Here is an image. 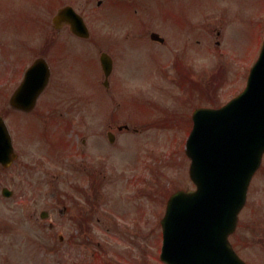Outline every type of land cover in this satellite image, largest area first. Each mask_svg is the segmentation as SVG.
I'll list each match as a JSON object with an SVG mask.
<instances>
[{
	"label": "rangeland",
	"instance_id": "374dc122",
	"mask_svg": "<svg viewBox=\"0 0 264 264\" xmlns=\"http://www.w3.org/2000/svg\"><path fill=\"white\" fill-rule=\"evenodd\" d=\"M179 2L211 13L216 27L223 26L219 29L220 34L209 37L208 44L207 39L205 42L201 40L200 35L204 33L195 31L183 45L178 32L172 39L170 35L162 34L164 46L155 48L153 46L156 45L150 44L148 34L140 32L136 25L131 40L138 35L140 43L147 42L153 46H148L151 51L137 46L132 48L131 59L128 57L118 67L125 72L112 78L113 95L97 83L98 75L91 68L84 76L70 75L63 79L64 85L92 93V102L99 108L98 113L79 110L81 120L78 119L65 131L68 146L60 151L53 150L58 149L57 146L46 149L40 140L39 154L34 156L38 155L39 159V182L28 172L23 176L22 181L26 183L23 185H4L6 183L0 181V264H66V253L71 251V247L96 245L113 249H118L113 246L131 248L136 251L132 254L138 262H141L138 253L143 260L144 252L148 258L152 257V261L155 260L161 244L158 226L161 202H166L178 189L194 187L188 175L190 161L185 155L189 126L177 121H184L193 108L180 103V99L177 102L181 95H186L188 101L191 94L179 88L178 76L170 71L171 61L167 64L166 69L170 72L164 75L166 77L154 74L151 78L152 71L160 73L161 61L165 64L180 48L191 54L184 59L195 69H192L195 74L187 77L188 84L195 80L204 95L211 93L215 102L222 104L244 86L264 39V0ZM177 6H174V12ZM132 15L135 16L134 13ZM111 16L114 18L112 22L105 20L107 23L102 26L104 35L112 32L114 37L123 38L126 23H120L125 19L117 13H111ZM159 16V13L151 16L158 21H154L148 32H159L158 23L160 20L165 22ZM112 24L115 31L110 28ZM203 31L199 28V32ZM198 40L200 44L196 43ZM217 41L219 44L213 58L204 56L203 49L208 45L212 48ZM145 51L162 60L144 56ZM148 80L149 87H155L148 93L155 103L145 100L144 87L148 89L145 83ZM133 84H137L134 87H143L131 90ZM201 92H198L199 97L194 104L210 103L207 97L200 96ZM155 108L159 109L155 111ZM107 118L117 119L120 125L130 120L129 131L118 132L115 129L118 126L108 127ZM47 127H52L58 134L63 129V122L56 121ZM109 131L115 135L113 144L107 141ZM83 137L87 141L82 148L84 155H75L80 152L76 147ZM27 160L30 162L31 157ZM79 168L86 172H78ZM95 185H99L98 189ZM3 187L13 191L12 197H2ZM250 188L249 202L239 217V227L232 242L244 261L264 264V166L254 177ZM65 206L67 211L64 214L61 211ZM43 210L49 212V220L40 219L39 214ZM49 223L53 229L48 228ZM81 227L88 235L78 232ZM57 234L63 235V243H58Z\"/></svg>",
	"mask_w": 264,
	"mask_h": 264
},
{
	"label": "flooded vegetation",
	"instance_id": "af4514ba",
	"mask_svg": "<svg viewBox=\"0 0 264 264\" xmlns=\"http://www.w3.org/2000/svg\"><path fill=\"white\" fill-rule=\"evenodd\" d=\"M179 1L0 0V120L7 127L13 146V154L7 157L4 165L0 164V181L6 183L4 185L26 184L22 179L27 172L39 182L37 170L39 159L38 155L34 156L39 154L40 140L44 146H51L55 135V130L52 127L49 129L47 125L51 126L55 121H62L65 132L69 130L70 125L75 124L78 119L81 120L79 110L82 109L83 102L79 96L80 92L72 86L61 84L59 79L70 75L84 76L88 68L97 75L102 73L100 56L103 53L108 54L113 61L120 50V45L111 33L108 32V37H105L102 27L107 23L105 20L111 16V13L120 14L123 18L127 17L125 18L126 48L131 59V50L137 46L131 40V32H134L136 22L132 13H139L137 23L140 32L143 31L148 36L152 33L165 35L168 29L166 27L170 25L172 29L177 30L183 42L185 39H191L190 34L198 31L197 23L200 18L212 19L213 16L208 11ZM177 4V11L174 12L173 8ZM64 9L73 10V14L81 18L83 23H79L80 27L76 23L69 22L65 15L58 16ZM158 13L159 19L165 20V22L160 20L158 23L160 33L148 32L154 21H158L151 16ZM205 32L206 35L211 33L210 29ZM160 45H164V41ZM39 60H42L44 66L49 69L48 84L41 92L33 77L45 73L43 70L35 72L31 70ZM186 63L182 56L179 57L182 71L174 69L173 72L191 77L194 71L190 68L185 69ZM28 73L31 78L26 81ZM108 121L111 125L119 124L115 118H110ZM64 141L68 146L67 141L65 139ZM83 146H86L85 138L80 140L79 155H83ZM29 156L30 162L27 160ZM78 171L84 170L79 168ZM95 187L98 189L99 185ZM66 211L65 206L61 212L65 214ZM49 227L52 228V225ZM80 232L82 235H88L86 229ZM79 249L85 250L75 258L80 264H83L82 260L89 258L97 262L105 257L102 255L108 253L106 247ZM67 253L69 261L74 260L72 253ZM135 262L136 257L133 254L123 251L113 252V260L99 264H152L148 259L144 262Z\"/></svg>",
	"mask_w": 264,
	"mask_h": 264
},
{
	"label": "water",
	"instance_id": "95a60500",
	"mask_svg": "<svg viewBox=\"0 0 264 264\" xmlns=\"http://www.w3.org/2000/svg\"><path fill=\"white\" fill-rule=\"evenodd\" d=\"M197 190L168 202L162 260L244 264L227 242L264 153V43L245 90L219 110H199L186 144Z\"/></svg>",
	"mask_w": 264,
	"mask_h": 264
}]
</instances>
